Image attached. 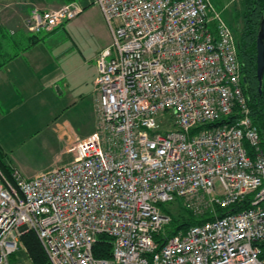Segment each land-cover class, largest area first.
I'll return each mask as SVG.
<instances>
[{
    "label": "built area",
    "instance_id": "built-area-1",
    "mask_svg": "<svg viewBox=\"0 0 264 264\" xmlns=\"http://www.w3.org/2000/svg\"><path fill=\"white\" fill-rule=\"evenodd\" d=\"M93 4L110 37L95 57V131L32 178L0 168V264L29 231L49 264H264L263 137L234 31L209 0ZM81 11L34 7L27 29L52 31ZM178 201L212 219L158 246L170 222L161 206ZM99 236L107 258L94 254Z\"/></svg>",
    "mask_w": 264,
    "mask_h": 264
},
{
    "label": "crops",
    "instance_id": "crops-1",
    "mask_svg": "<svg viewBox=\"0 0 264 264\" xmlns=\"http://www.w3.org/2000/svg\"><path fill=\"white\" fill-rule=\"evenodd\" d=\"M0 1V133L17 132L16 135H18L22 132L33 131L35 126L25 125L24 122L17 123L21 122L23 117L28 116L26 115L30 113L28 108L34 103L46 105L50 102H59L64 98L65 101L62 104L64 110L68 108L71 110V107L74 109L78 104L85 102L89 112L94 113L93 104L96 96L94 83L97 74L95 57L101 49L108 45L110 40L108 30L103 25L105 23L99 20L98 26L103 31V43L106 45L99 47L91 57L94 61V69L90 75L85 76L84 80L77 84L76 80L71 81V75L75 71L73 67L79 68L85 64L84 56H76L77 63L70 67L72 56L70 40L66 39L67 36L59 42L51 38V34L55 31L63 28L66 30V22L49 33L28 34L24 30L23 20L31 8L26 6L20 9L11 8V0ZM26 1L31 6L38 4L40 10L47 11L56 9L55 7L60 6L66 0ZM75 1L81 3L80 0ZM31 36L36 37L34 44H30ZM66 44L68 46L63 47ZM73 55L75 56V53ZM82 73L80 72L79 75ZM76 90L79 91L76 92ZM35 115L28 117L34 119ZM96 120L95 117V125ZM0 154L2 155L1 152ZM2 159L4 160V156ZM6 164L9 171L17 170L24 178H32L50 169L27 176L17 164Z\"/></svg>",
    "mask_w": 264,
    "mask_h": 264
},
{
    "label": "rangeland",
    "instance_id": "rangeland-1",
    "mask_svg": "<svg viewBox=\"0 0 264 264\" xmlns=\"http://www.w3.org/2000/svg\"><path fill=\"white\" fill-rule=\"evenodd\" d=\"M209 1L233 31L238 25H240V27L243 26V0ZM11 2V5L9 4L11 8L20 9L26 6L31 9L34 7L40 9L38 4H36V6H31L26 0H11ZM80 2L81 3H77L75 0H66L60 6L55 7L57 9L67 4H75L80 6L82 11L75 18L66 22V30L63 28L51 34V38L54 41L59 42L66 36V39L70 40V52L72 53L70 58L71 61H73H70V67L75 66L77 63L76 56H84L86 60L85 64L79 68L73 67L75 71L71 75V81L74 82L76 80L77 84L84 80L85 76L88 77V75H90L94 69V61L91 57L99 47L106 45V43H103V31L98 26L99 20H101L102 23L104 22L99 10L93 4V0H80ZM5 3L7 4V2ZM29 13L30 10L23 20L24 30L27 31L28 34L37 35L53 31H43L40 33L30 32L26 25ZM103 25L104 27L106 26L105 24ZM65 46L68 45L66 44L63 47ZM74 53L75 56L73 55ZM80 72H83L82 75H79ZM78 91L79 90H76V92ZM64 101L65 99L63 98L60 99L59 102H50L46 105L34 103L28 108L30 113L26 115L32 116L36 114L34 119L28 116L23 117L21 122L17 124H22V122H24L25 125L31 124L35 126L33 131L22 132L18 135H16L17 132L0 133V152L2 153V155L0 154V158L4 156L3 161L0 159V166L2 169H8L6 163L17 164L21 170L23 169L25 171L24 174L33 176L41 170H47L56 165L64 164L74 157L72 144L77 137L82 138L95 131L93 128L95 125L96 112L94 107V113L89 112L85 102L78 104L74 109L71 107V110H69V108L64 110L62 105ZM185 204L186 203L182 201L180 203L168 204L166 207L168 209H173L175 206L177 208L173 211H179V206L182 205L195 215L204 216L210 214L209 208L204 205H201L200 210L196 211L195 207H193V209L191 207L187 208ZM9 264H31V262L25 256L23 250H20L14 260L9 259Z\"/></svg>",
    "mask_w": 264,
    "mask_h": 264
},
{
    "label": "trees",
    "instance_id": "trees-1",
    "mask_svg": "<svg viewBox=\"0 0 264 264\" xmlns=\"http://www.w3.org/2000/svg\"><path fill=\"white\" fill-rule=\"evenodd\" d=\"M243 26L238 25L234 29L237 43L238 57L242 64V73L246 77L247 84L244 85V92L248 97V104L250 108V115L252 122L257 126L258 131L264 137V72L262 83L258 88L256 77V34L259 26V21L264 18V0H243ZM233 30V29H232ZM36 42V37L31 36V43ZM264 147V143H263ZM3 161L2 158H0ZM1 168V166H0ZM4 173L9 176V169H2ZM179 203L182 201H178ZM178 202H174L178 203ZM171 204V203H170ZM168 205V204H167ZM246 198L239 203L232 205L227 209L216 207L215 211L218 216L224 215L228 212H237L238 210L246 207ZM173 207V206H172ZM179 211L168 209L166 205H162L161 209L164 213L170 216V222L166 224L163 230L155 236V241L158 246L162 244L165 237H170L179 231H184L188 227L200 224L212 217L207 215L199 216L193 214L185 206H179ZM178 210V209H177ZM23 253L30 260L31 264H49L47 257L36 237V235L29 231L25 232L20 237ZM18 252L12 254L9 259L14 260ZM94 254L96 257H109L110 255V242L104 236H99L97 244L94 247Z\"/></svg>",
    "mask_w": 264,
    "mask_h": 264
},
{
    "label": "water",
    "instance_id": "water-1",
    "mask_svg": "<svg viewBox=\"0 0 264 264\" xmlns=\"http://www.w3.org/2000/svg\"><path fill=\"white\" fill-rule=\"evenodd\" d=\"M256 77L258 82V88L262 83V77L264 72V18L259 21V26L256 34ZM264 143V137L262 138Z\"/></svg>",
    "mask_w": 264,
    "mask_h": 264
},
{
    "label": "flooded vegetation",
    "instance_id": "flooded-vegetation-1",
    "mask_svg": "<svg viewBox=\"0 0 264 264\" xmlns=\"http://www.w3.org/2000/svg\"><path fill=\"white\" fill-rule=\"evenodd\" d=\"M243 77H244V82H245V84H247L246 77L244 76V74H243Z\"/></svg>",
    "mask_w": 264,
    "mask_h": 264
}]
</instances>
